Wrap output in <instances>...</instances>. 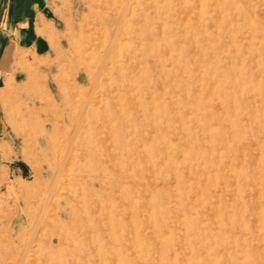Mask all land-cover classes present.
<instances>
[{
	"label": "rangeland",
	"instance_id": "1",
	"mask_svg": "<svg viewBox=\"0 0 264 264\" xmlns=\"http://www.w3.org/2000/svg\"><path fill=\"white\" fill-rule=\"evenodd\" d=\"M60 1L0 87V264H264V0Z\"/></svg>",
	"mask_w": 264,
	"mask_h": 264
},
{
	"label": "crops",
	"instance_id": "2",
	"mask_svg": "<svg viewBox=\"0 0 264 264\" xmlns=\"http://www.w3.org/2000/svg\"><path fill=\"white\" fill-rule=\"evenodd\" d=\"M60 7V0H0V87L24 74L25 61L48 55L60 33ZM9 138L0 124V198L7 200L25 174Z\"/></svg>",
	"mask_w": 264,
	"mask_h": 264
}]
</instances>
